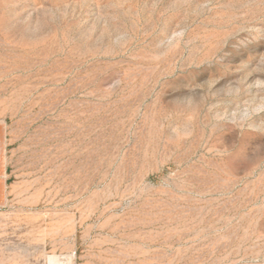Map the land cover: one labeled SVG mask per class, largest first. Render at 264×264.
Returning a JSON list of instances; mask_svg holds the SVG:
<instances>
[{
  "label": "rangeland",
  "instance_id": "rangeland-1",
  "mask_svg": "<svg viewBox=\"0 0 264 264\" xmlns=\"http://www.w3.org/2000/svg\"><path fill=\"white\" fill-rule=\"evenodd\" d=\"M0 264H264V0H0Z\"/></svg>",
  "mask_w": 264,
  "mask_h": 264
}]
</instances>
